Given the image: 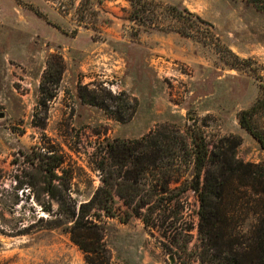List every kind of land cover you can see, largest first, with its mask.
Returning <instances> with one entry per match:
<instances>
[{
  "label": "rangeland",
  "instance_id": "1",
  "mask_svg": "<svg viewBox=\"0 0 264 264\" xmlns=\"http://www.w3.org/2000/svg\"><path fill=\"white\" fill-rule=\"evenodd\" d=\"M151 1L186 8L203 22L184 15L187 21L179 24L155 7L148 16L159 29L146 30L128 19V0H0V264H88L73 234L88 248H99L88 256L102 264H215L201 261L199 199L190 188L169 202L150 199L148 205H159L151 228L124 204L121 179L113 183V217L101 213L98 218L94 208H81L107 176L101 164L116 168L105 153L106 143L139 140L162 131V125L182 135L188 128L201 132L208 156L220 138L237 135L241 144L235 159L264 160V150L236 118L264 83V11L244 0ZM181 27L191 36L169 30ZM56 65L61 74L53 85L47 78ZM41 81L53 94L45 106ZM81 86L135 97L133 117L121 123L104 109L82 103ZM105 104L112 112L129 110L117 99ZM170 147L155 163L161 170L150 168L138 180L140 194L130 208L155 186L188 187L192 163L188 156L167 158ZM55 161L59 166L47 172ZM218 173L217 165L208 162L201 184ZM236 174L231 176L235 185ZM209 204L214 210L215 199ZM79 218L100 226L99 241L94 231L71 233ZM236 220L226 230L249 235L252 214L233 227Z\"/></svg>",
  "mask_w": 264,
  "mask_h": 264
},
{
  "label": "trees",
  "instance_id": "2",
  "mask_svg": "<svg viewBox=\"0 0 264 264\" xmlns=\"http://www.w3.org/2000/svg\"><path fill=\"white\" fill-rule=\"evenodd\" d=\"M128 1L130 2L128 19L134 22L137 21L146 30L159 29L153 23L152 17L148 16L150 11H153L155 7H161L176 19L179 24H185L187 21L184 15H193L196 20L203 22L199 16L190 13L186 8H179L175 5L163 4L161 2L157 3L151 0ZM244 1L252 4L256 9L264 11V0ZM146 23L149 24L147 25ZM207 24L210 27L212 26L210 23ZM56 27L59 29L58 26ZM169 30H175L185 36H191L190 32L185 31L182 27L169 28ZM231 55L234 56L233 54ZM234 58L237 60L236 56ZM231 66H236V64H231ZM60 74L61 65H56L47 78L48 83L56 85ZM81 87L84 91L79 92L78 97L82 103L104 109L109 117L121 123L129 121L133 117L138 105L135 97L128 95L124 91H119L113 95L110 91H105L104 89L105 92L99 94L94 90L89 92L86 86ZM259 88L260 94L255 101L248 107L239 110L236 118L239 126L251 135L258 142L260 148L264 150V125L260 124V120L264 118L263 82H259ZM40 91V104L45 106V102L53 97V94L47 92L42 85V81ZM106 99L111 101L117 99L121 102L122 108L129 110L127 112L109 111L106 108ZM161 129L162 131L155 130L139 140L124 141L115 139L107 142L105 153L111 161V164L115 165L116 168L114 171H111L105 161L101 164L99 169L102 173L105 172L107 176L102 177V185L94 191L86 203L82 204L81 208H94L98 211V213L94 212V216L98 218L101 217V213L104 216L113 217L115 215L112 190L113 183L118 185L117 179H121L125 182L124 185L126 188L125 193H121L124 204L130 211H133L132 215L141 219L146 228H151L153 225L152 216L159 210V205H148L150 199L156 196L160 203L162 200L169 202L190 188L197 194L199 199L198 234L201 246V261L214 262L215 264H264V160L259 163H244L235 159V149L241 144V138L237 135L231 134L220 138L217 143L212 145L215 151H211L208 156L204 136L198 130L188 128L184 132V135H182L173 126L169 128L167 125H162ZM148 142L149 146L146 144ZM164 143L168 145H163ZM132 145H135V147ZM138 145L143 148L139 152L137 151L139 148L136 147ZM167 146H171L172 152L165 155L167 158L175 161V157H189L188 159L192 163L193 173L188 187L187 185H181L177 189H169L166 184L160 185L159 187L155 186L149 189L147 195L145 194L147 199L145 198L144 200L142 198V203L130 208L134 198L140 194L138 180L144 178L150 168L154 172L161 170L162 165H155V163L161 161L163 152L167 151L165 150ZM174 149L176 150L175 152ZM222 150H225V153L220 152ZM227 152L230 153V158L228 159L224 156ZM208 162L211 164L215 163L219 173L216 174V178H213L212 182L201 184V173ZM59 163L60 161H55L50 164L46 168V171L53 173L59 166ZM128 164H131L130 169H128ZM170 165H173V162ZM231 166H234V169ZM234 173H237L234 176V179L238 183L236 185L231 179ZM212 198L215 199L216 204L214 210L210 209L209 204ZM144 205H147L146 208H144ZM142 209H144V212H142ZM160 211L165 213L166 208H162ZM241 211L244 212L242 216ZM247 213L252 214L255 221L254 224L251 223L253 230L251 232L249 231V235L242 232H235L233 228L229 229V232L226 230L236 219L233 227L235 225L237 226L239 224L238 221H243ZM79 228L86 231H94V235L96 237L98 236V241L102 236L100 226L92 224L91 222L87 223L81 218L75 221L71 233L74 232V229ZM165 234H163V237H166ZM71 237L73 242L86 253V262L88 264H102L94 259H90L88 256L89 252H98L99 248L97 246L90 249L84 244L85 239L80 242V240L74 237V234ZM210 249L214 250L213 254H211Z\"/></svg>",
  "mask_w": 264,
  "mask_h": 264
}]
</instances>
